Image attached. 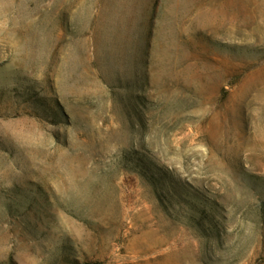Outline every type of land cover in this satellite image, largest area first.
<instances>
[{"label":"rangeland","instance_id":"1","mask_svg":"<svg viewBox=\"0 0 264 264\" xmlns=\"http://www.w3.org/2000/svg\"><path fill=\"white\" fill-rule=\"evenodd\" d=\"M0 264H264V0H0Z\"/></svg>","mask_w":264,"mask_h":264}]
</instances>
